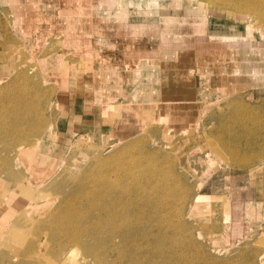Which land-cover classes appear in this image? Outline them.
Returning <instances> with one entry per match:
<instances>
[{
    "label": "rangeland",
    "instance_id": "374dc122",
    "mask_svg": "<svg viewBox=\"0 0 264 264\" xmlns=\"http://www.w3.org/2000/svg\"><path fill=\"white\" fill-rule=\"evenodd\" d=\"M222 1L152 0L153 23L162 24L153 31L156 65L184 64L186 76L173 75L170 87L188 90L164 92L155 69L158 118L129 137L77 135L50 170L34 149L57 118V74L90 59L60 42L71 30L55 32L52 12L42 44L17 37L2 51L16 59L0 64L11 72L0 80V264H264L251 188L264 164V88L230 87L251 46L264 48V18ZM146 10L132 21L149 19ZM195 12L208 15L206 33L188 32ZM171 97L181 101L164 102ZM109 198L119 213L96 209Z\"/></svg>",
    "mask_w": 264,
    "mask_h": 264
},
{
    "label": "crops",
    "instance_id": "0c3cea01",
    "mask_svg": "<svg viewBox=\"0 0 264 264\" xmlns=\"http://www.w3.org/2000/svg\"><path fill=\"white\" fill-rule=\"evenodd\" d=\"M141 9L148 10L149 19L135 18L132 21L131 17L140 16L138 12ZM61 11H72L74 14L70 16L76 21L61 14ZM51 12L55 20L50 27L55 32L63 28L66 33L67 27L71 30L60 42L90 61H87V66L79 63L67 72L62 70L57 74V118L53 127L41 135L34 149L39 159L36 164L40 167L56 168L49 165L59 163L57 159L63 157L64 149L77 135H88L98 141L116 135L129 137L133 132L144 129L150 118H158L155 69L159 70L160 77L161 70L164 74V92L178 94L188 90L184 85L179 89L175 84V88L170 87L173 75L186 76L184 64H169L164 59L163 66L156 65L160 62V56L154 54L153 31L160 32L162 24L153 23L152 0H0V40L6 39L7 42L4 49L0 48V64L3 67L9 68L10 62L16 59L13 54L2 55V51L14 47L17 37L20 41L30 40L25 43L29 46L42 44L40 34L46 27V15ZM185 21L190 25L188 32H207V14H188ZM32 28L37 29L32 33L33 39L27 38ZM10 33H13L12 37L8 36ZM209 35L221 40L231 38L229 35ZM192 67L189 66L188 71ZM6 73L0 71V80L4 79L2 75ZM239 74L231 76L230 87L233 91L243 89L245 85L264 88L254 84L253 80L244 78L240 81ZM177 101L181 100L171 97L164 102ZM182 101L188 102V99ZM192 101L201 99L196 96ZM245 160L246 157L239 162ZM251 188L257 217L264 220V164L254 171Z\"/></svg>",
    "mask_w": 264,
    "mask_h": 264
},
{
    "label": "bare ground",
    "instance_id": "6f19581e",
    "mask_svg": "<svg viewBox=\"0 0 264 264\" xmlns=\"http://www.w3.org/2000/svg\"><path fill=\"white\" fill-rule=\"evenodd\" d=\"M218 1V0H217ZM225 1L226 3L231 1L232 3L235 4H240V3H243V5H240V6H236L235 5V8L236 9H239L240 11H248L249 13V18H251V14L250 13H253L258 16H262V18H264V0H223ZM222 1V2H223ZM214 2V1H213ZM221 2V1H220ZM226 6V5H225ZM245 6V7H244ZM255 16V15H254ZM256 17V16H255ZM256 17V18H257ZM258 21V20H257ZM264 27V26H263ZM245 47V46H244ZM248 48V47H247ZM246 48V49H247ZM247 52V51H246ZM249 52L251 53L249 55L248 58H244L243 60H245L243 63V73L242 75L240 76V81L242 79H248V80H253L254 81V84H257V85H261L262 87H264V60L262 59V56L261 54L264 53V48H258V49H255V48H250ZM248 52V53H249ZM247 73V74H245ZM225 139H223L224 141ZM229 151V150H228ZM19 152V151H18ZM231 156V155H230ZM97 206V205H95ZM96 209H102L103 212H107L108 210H113L115 209V213H119V209L117 208V204L114 203L113 199L109 198V199H105L104 201H101L100 203V206L99 207H96ZM105 210V211H104ZM74 212L73 214H76V215H82V214H85V211L83 213H81V211H79L78 209L75 210V211H72ZM71 213V212H69ZM138 216V215H137ZM143 217V216H142ZM141 217V218H142ZM148 217V216H146ZM72 218V215L68 214L66 217H64L65 219V222L63 223H66V226L65 228L67 227V222L69 220H71ZM81 218V216L77 217L76 219L79 220ZM145 219V218H144ZM138 220V219H136ZM140 220V219H139ZM143 220V219H142ZM146 220V219H145ZM149 221V220H148ZM140 222V221H139ZM145 222V221H144ZM141 223V222H140ZM149 223V222H148ZM80 225V223H78ZM134 225V224H133ZM132 225V226H133ZM137 225V224H136ZM135 227V226H134ZM133 227V228H134ZM80 229V235H77L78 237L79 236H83V229L81 230V227H79ZM67 230V229H66ZM149 235H146V234H142V238L143 239H147L148 240V237ZM152 250V249H151ZM153 251V250H152ZM149 253V252H148ZM150 254V253H149Z\"/></svg>",
    "mask_w": 264,
    "mask_h": 264
}]
</instances>
